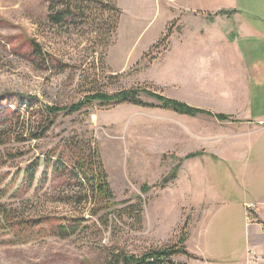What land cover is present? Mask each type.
Instances as JSON below:
<instances>
[{
  "label": "rangeland",
  "instance_id": "374dc122",
  "mask_svg": "<svg viewBox=\"0 0 264 264\" xmlns=\"http://www.w3.org/2000/svg\"><path fill=\"white\" fill-rule=\"evenodd\" d=\"M99 1L100 22L75 27L53 25L46 0H0V138L7 135L0 139V264H109L115 254L142 255L172 245L188 251L172 256L173 264H207L200 243L208 264H236L246 252V220L242 213L225 215L229 175L193 174L195 189L194 178L183 180L179 169L167 179L180 165L168 149L171 136L178 143V113L95 101L78 113L62 112L38 137V111L98 91L145 87L178 99L179 31L191 21V15L180 19L183 0ZM107 3L122 11L109 41L100 35ZM38 46L60 67L40 65ZM72 138L92 140L100 149L119 203L108 227L99 220L105 211L93 214L89 186L60 180L57 157L48 158ZM205 208L209 214L202 222ZM41 215L80 217L85 227L68 238L48 231L19 237L8 227V221Z\"/></svg>",
  "mask_w": 264,
  "mask_h": 264
},
{
  "label": "crops",
  "instance_id": "0c3cea01",
  "mask_svg": "<svg viewBox=\"0 0 264 264\" xmlns=\"http://www.w3.org/2000/svg\"><path fill=\"white\" fill-rule=\"evenodd\" d=\"M180 7V19L191 21L179 31L177 98L232 120L178 113V143L171 136L168 149L179 158L183 180L229 175L225 215L246 220V252L236 264H264L261 226L246 217V203L264 205V0H183ZM193 153L199 154L188 157ZM207 214L205 208L200 221ZM199 247L208 264V251Z\"/></svg>",
  "mask_w": 264,
  "mask_h": 264
},
{
  "label": "trees",
  "instance_id": "16d2710c",
  "mask_svg": "<svg viewBox=\"0 0 264 264\" xmlns=\"http://www.w3.org/2000/svg\"><path fill=\"white\" fill-rule=\"evenodd\" d=\"M46 2L48 4L49 21L55 26H94L97 22H100L101 12L97 4L100 3L99 0H46ZM105 7L107 20L103 24V30H101L100 35L106 36V39L109 41L118 28L122 11L116 4L112 3H107ZM38 58L40 65H46L48 63L54 67H60V60L49 53H43L39 46ZM142 95L153 97L159 103H147L142 100ZM95 101L103 104L127 102L139 106L169 109L181 114L195 116L200 113H205L215 116L219 120H232L226 114H213L211 111L191 106L151 88L132 87L113 94L98 91L86 95L83 100H79L71 105L46 106L45 109L38 111V137L46 134L55 125L57 118L62 112L69 114L78 113ZM19 117L20 114H18L17 118ZM6 136L3 138H6ZM3 138L0 139L3 140ZM20 154L17 153L16 156H20ZM197 154L199 153L190 154L188 157H194ZM53 157H57L58 159L56 164H53L55 165L54 172L60 180L70 183L74 182L76 186H89V189L95 196L93 214L99 216L102 211H105L103 217H100L99 220L102 221L105 227H108L110 214L112 211H118L117 206L119 203L114 199L97 143H93L92 140L84 141L79 138H72L66 141L58 153L53 152L48 156L50 159ZM179 168L180 165L176 166L167 179L174 178ZM30 171L32 176L35 169L32 168ZM147 191L148 185H144L143 192ZM79 198L83 200V197ZM83 220L85 219L75 216L41 215L36 219H18L14 223L8 221V227L14 228L19 237H31L36 232L48 231L52 235L68 238L85 227ZM47 225H50V227H46ZM36 226L38 227L35 228ZM177 254H188V251L184 245H172L161 249L150 250L142 255L121 253L115 254L113 259L109 261V264H173L171 257Z\"/></svg>",
  "mask_w": 264,
  "mask_h": 264
},
{
  "label": "built area",
  "instance_id": "2783aa9c",
  "mask_svg": "<svg viewBox=\"0 0 264 264\" xmlns=\"http://www.w3.org/2000/svg\"><path fill=\"white\" fill-rule=\"evenodd\" d=\"M246 217L250 223L261 226L262 241L264 243V205L259 202L246 203Z\"/></svg>",
  "mask_w": 264,
  "mask_h": 264
}]
</instances>
